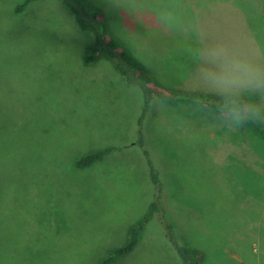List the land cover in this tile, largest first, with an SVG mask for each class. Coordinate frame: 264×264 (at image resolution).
<instances>
[{
	"label": "rangeland",
	"instance_id": "1",
	"mask_svg": "<svg viewBox=\"0 0 264 264\" xmlns=\"http://www.w3.org/2000/svg\"><path fill=\"white\" fill-rule=\"evenodd\" d=\"M23 1L0 0V264H98L154 199L136 143L142 93L106 58L83 63L92 34L60 0L17 11ZM88 1L157 84L193 93L191 39L143 25L134 36L117 34L101 0ZM242 2L227 0L234 25L264 45V0ZM157 3L167 0H148ZM151 103L144 148L176 240L200 250L201 264H264V138L248 125L221 127L201 106ZM106 148L114 150L77 166ZM181 260L154 216L136 247L108 264Z\"/></svg>",
	"mask_w": 264,
	"mask_h": 264
},
{
	"label": "clouds",
	"instance_id": "2",
	"mask_svg": "<svg viewBox=\"0 0 264 264\" xmlns=\"http://www.w3.org/2000/svg\"><path fill=\"white\" fill-rule=\"evenodd\" d=\"M101 4L117 34L134 36L143 25L193 41L189 87L201 106L212 99L210 114L221 127L238 130L249 123L264 124V45L236 28L227 0H167L154 7L148 0L136 7L129 0ZM128 84L143 91L136 80Z\"/></svg>",
	"mask_w": 264,
	"mask_h": 264
},
{
	"label": "trees",
	"instance_id": "3",
	"mask_svg": "<svg viewBox=\"0 0 264 264\" xmlns=\"http://www.w3.org/2000/svg\"><path fill=\"white\" fill-rule=\"evenodd\" d=\"M33 1L35 0H24L17 6L16 10H23ZM60 1L73 15L78 26L92 34V41L87 45L83 53V63L85 65H94L98 63L101 58H106V60L112 62L114 69L121 74L127 84L132 80H136L143 87V91L141 92L143 97V106L137 121L136 131L138 139L136 143L144 149L143 153L146 157L148 168L150 170V178L154 185V199L149 205L146 214L136 224L129 228L125 243L121 247L119 246L109 252L106 258L98 264H108L117 257L128 255L136 247L146 224L154 216H156L160 224L164 226L167 238L170 243L173 244L177 254L182 259V264H201L203 259L201 251L198 249L186 248L175 238L172 224L169 222L166 211L161 205V201L164 197L163 182L153 160L144 148L145 139L143 134L144 120L147 115V111L151 108V102L154 98L162 99L172 105L186 103L187 105L201 106L200 102L196 99V94L182 90L170 89L169 87L157 84V82H155L156 80H154L153 77L146 71L143 64L134 57L130 49L122 42V40L112 34L105 19V15L100 7L92 4L88 0ZM235 1L244 4L242 2L243 0ZM251 8L253 13V7ZM185 44L188 43L185 42ZM208 102L209 103L207 105L201 107L211 112L213 101L209 98ZM248 126L252 127L253 130L258 133L260 138H264V124L249 123ZM113 150L114 148H106L90 153L78 160L77 166L84 167L93 164Z\"/></svg>",
	"mask_w": 264,
	"mask_h": 264
}]
</instances>
